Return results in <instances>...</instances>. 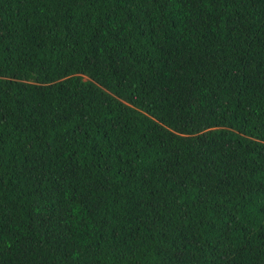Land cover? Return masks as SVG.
Masks as SVG:
<instances>
[{"label": "trees", "instance_id": "trees-1", "mask_svg": "<svg viewBox=\"0 0 264 264\" xmlns=\"http://www.w3.org/2000/svg\"><path fill=\"white\" fill-rule=\"evenodd\" d=\"M0 264H264V0H0Z\"/></svg>", "mask_w": 264, "mask_h": 264}]
</instances>
